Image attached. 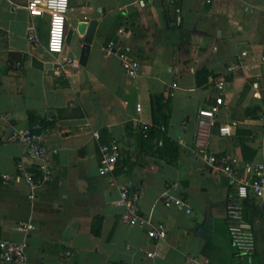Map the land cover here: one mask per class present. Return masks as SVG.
Here are the masks:
<instances>
[{"label": "crops", "instance_id": "1", "mask_svg": "<svg viewBox=\"0 0 264 264\" xmlns=\"http://www.w3.org/2000/svg\"><path fill=\"white\" fill-rule=\"evenodd\" d=\"M35 21L40 43L31 45L26 0H0V242L26 241V264H149L145 252L154 249V264H183L186 255L209 264H264V208L255 199L244 203L255 251L237 253L226 229L229 181L192 155L197 111L212 104L221 82L227 109L218 124L236 125L229 137L213 133L210 150L233 159L238 176L264 163V0H69L65 74L53 70L45 50L46 18ZM79 22L88 24L83 63ZM109 41L129 50L137 78L104 52ZM157 102L169 107L164 131L177 146L173 163L142 149L133 125H151ZM30 114L51 123L42 140L52 176L32 202L22 180L2 179L28 161L7 139L30 126ZM111 141L120 159L101 175L99 146ZM125 183L138 193L141 215L165 226L164 240L154 243L121 221L114 202ZM173 184L189 214L163 206L160 195ZM27 220L35 229L23 234L17 227Z\"/></svg>", "mask_w": 264, "mask_h": 264}, {"label": "built area", "instance_id": "2", "mask_svg": "<svg viewBox=\"0 0 264 264\" xmlns=\"http://www.w3.org/2000/svg\"><path fill=\"white\" fill-rule=\"evenodd\" d=\"M211 1V0H209ZM69 0H26V10L31 18V24L27 32V41L31 45L40 43V26L35 20L46 18L45 50L53 58V70L58 74H65L69 59L60 60L66 44V26ZM122 33V31H119ZM106 54L117 57L121 69L129 79L139 76V65L131 56L129 50L122 45L107 42L104 47ZM264 62V56L262 57ZM172 84L171 87H175ZM214 88L217 92L211 105L200 108L196 114L194 139L192 142L193 157L206 169L222 174L229 181V189L225 201L226 229L229 240L237 253L244 256H252L255 251L253 230L243 217V206L246 200L255 199L259 207L264 208V163L251 165L245 168V174L238 176L235 161L222 154H214L210 150V137L216 133L219 137H229L233 134L235 123L218 124L219 116L227 109L224 99V86L216 82ZM137 112L141 107L136 106ZM50 120V119H48ZM134 127L139 131L145 130V125L134 120ZM40 125H32L20 132H14L7 141L20 146L28 161L17 162L15 174H3L4 182L22 180L29 188L28 199H35V191L51 180V165L49 154L42 134L36 132ZM98 138V134H94ZM56 153V150H52ZM99 173L109 175L113 172L120 159V148L115 141L99 146ZM130 183L122 185L118 191V199L115 206L123 209L120 219L123 223L141 229L145 236L154 243L166 238V228L162 223H152L141 215L138 206V193L131 192ZM168 186L160 195L161 202L166 208H174L189 214L191 208L181 197L172 194V188ZM35 229L31 220L18 224L17 230L28 234ZM27 242H0V264H26ZM69 255V252H66ZM160 256L157 249L145 252V258L154 264L153 260ZM183 264H209L206 258L186 255Z\"/></svg>", "mask_w": 264, "mask_h": 264}, {"label": "trees", "instance_id": "3", "mask_svg": "<svg viewBox=\"0 0 264 264\" xmlns=\"http://www.w3.org/2000/svg\"><path fill=\"white\" fill-rule=\"evenodd\" d=\"M199 74L200 73L197 74V78ZM160 100L162 99H156V101ZM168 112L169 107L167 105V102H164L162 104L157 102V104L152 105L151 107V125L146 126L143 132L139 130L136 131L137 134H139L142 149H145V151L149 154L156 155L162 159H166L167 163H173L177 158V146L175 143L170 141L164 131L168 122ZM28 121L30 123V126L35 123H38L40 125V128L35 130L36 132H43L46 130V128L51 126L50 121H37V119L33 117L32 114L28 116ZM91 232L94 236L99 235L100 218H97V221L94 222Z\"/></svg>", "mask_w": 264, "mask_h": 264}, {"label": "water", "instance_id": "4", "mask_svg": "<svg viewBox=\"0 0 264 264\" xmlns=\"http://www.w3.org/2000/svg\"><path fill=\"white\" fill-rule=\"evenodd\" d=\"M66 29H67V26H66ZM87 29H88V24L86 22H79L76 25L77 33L79 34V36H81V38H84V40H85V43L83 44V47H82L83 50H82V54H81V58H80L81 63H83V61L85 59L86 51L88 49V44H89L88 39H87L88 34H86ZM71 33H72L71 30H69V31L66 30V43L70 39Z\"/></svg>", "mask_w": 264, "mask_h": 264}]
</instances>
